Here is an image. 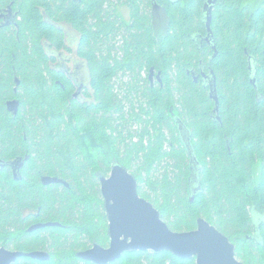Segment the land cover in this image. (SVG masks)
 Wrapping results in <instances>:
<instances>
[{"label": "trees", "instance_id": "1", "mask_svg": "<svg viewBox=\"0 0 264 264\" xmlns=\"http://www.w3.org/2000/svg\"><path fill=\"white\" fill-rule=\"evenodd\" d=\"M16 1L23 10L20 29L0 31V159L21 157L24 166L20 181L9 166L0 169V248L51 256L48 262L20 258L16 264H92L76 253L109 242L106 214L96 202L101 194L95 171L106 173L103 160L109 167L117 161L135 176L139 195L173 231H193L204 218L230 239L240 261L264 264V226L251 238L252 211L264 213V0H254L257 7L249 0L217 1L211 23L215 57L210 45L201 44L208 0ZM154 3L168 18L161 34L153 27ZM119 4L129 6L132 21H120ZM43 10L80 33L78 56L90 74L87 102L74 99L73 88L49 65L43 41L57 50L65 45ZM200 68L216 77L220 121L210 86L192 76ZM152 69L162 83L151 85ZM11 99L20 101L16 116L6 107ZM180 123L202 166V192L194 201ZM131 163L140 169L131 170ZM152 170L160 177L153 179ZM42 177L63 179L68 187L44 185ZM39 222L60 226L29 233ZM114 264L196 259L148 251L126 253Z\"/></svg>", "mask_w": 264, "mask_h": 264}, {"label": "water", "instance_id": "2", "mask_svg": "<svg viewBox=\"0 0 264 264\" xmlns=\"http://www.w3.org/2000/svg\"><path fill=\"white\" fill-rule=\"evenodd\" d=\"M217 1L208 0L204 7L207 27L205 40L210 43L215 52L213 57L217 56V51L211 23L213 7ZM250 62L252 66L251 59ZM204 75L209 80L206 85L210 86V97L216 102L214 113L218 114V119H220L216 77L212 71L208 75ZM153 76L154 69L151 70V79ZM158 78L160 79V74ZM252 83L255 85V77L252 78ZM19 108L20 102L18 100L9 101L7 104L8 111L14 116L18 114ZM179 129L191 155V201H194V197L199 191V162L193 155L189 132L182 123L179 124ZM11 165L14 168V179L22 180L20 170L24 166V160L22 158L17 159ZM5 166L0 159V169ZM98 177L108 221L110 244L108 248L95 244L89 250L79 251L76 256L80 260L93 264H113L126 253L149 251L155 254L168 252L179 259L195 258L196 264H244L237 259L236 247L230 239L204 218L197 220V228L193 231H173L162 219L160 211L151 202L139 195L138 182L135 176L119 162L113 163L109 176L98 174ZM42 183L44 185L63 183L68 186L67 182L53 177H43ZM59 226L60 224L56 222L39 223L31 226L28 232ZM20 258L48 262L51 256L44 251L22 252L12 251L5 247L0 248V264H16Z\"/></svg>", "mask_w": 264, "mask_h": 264}, {"label": "flooded vegetation", "instance_id": "3", "mask_svg": "<svg viewBox=\"0 0 264 264\" xmlns=\"http://www.w3.org/2000/svg\"><path fill=\"white\" fill-rule=\"evenodd\" d=\"M7 1L8 0H0V31H2V30H11V31H13L15 29L19 30L20 29V23L23 21V10L21 8L17 7V1L16 0H11L9 2H7ZM41 1H46V0H41ZM81 1L82 0H69V2H72V3L73 2L74 3H77V2L81 3ZM121 5L124 6L126 4H119L118 7H117V12H118V14L120 16V21L121 22H126V21H124V18H123L122 14H121V10H120V6ZM126 6L128 7V9L130 11L129 6L128 5H126ZM40 8L42 9L41 6H40ZM152 9H153L152 10V13H153V20L152 21H153L154 29L156 30V27H157L158 13H161V12H163L164 15H165V22L164 23L166 25L165 28L167 29V27H168V18H167V14H166L165 9L162 6L157 5L156 3L153 4V8ZM43 12H44V15H45V20L48 21L49 23H52V25H54V27L60 31V33L62 34L64 45H65L63 50H57L56 47H54L52 44L48 43L47 41H43V49H44L45 55L47 56V59L49 60V65H50V67L52 69L55 70V72H57V74H59L60 77H63V79H65V81H66V83L68 85H70L73 88V98L74 99L78 100L81 103L87 102L88 100H90L88 95H87V93L91 90V88H90V74H89V71L87 69V66H86L85 62L82 59H80L79 56H78V50H79L80 41H81L80 33L77 30H75L72 27V25L68 24L66 21H62V20L53 21V20H51L48 17V15L45 13L44 10H43ZM130 21H132L131 11H130V20H129V22ZM69 33H74L76 36L79 37L78 38L79 39L78 40V44H77V47H76V57L80 60L79 62L78 61H75V62L72 61V59L70 57V55L72 54V49L68 45ZM204 41L208 45H210V43L208 41H206L205 38L201 39V44H203ZM76 66H78V67L82 66L83 69L85 70L84 71L85 74H83L81 76L79 71L78 72L74 71V69L76 70ZM204 74H207V73H205L204 69H202V68H200V74H196V73L192 72V76H193L195 82H198L201 79L203 81L204 85H206V83L209 80L206 79V76ZM158 75L159 74L154 72L153 78L151 79V77H150V81H151V85L152 86L156 85L157 82L162 83L161 75H160L161 81L158 78ZM14 83H15L14 93L17 94L18 93L17 92V89H18L17 87H19V85H20V78L18 76H16V75L14 77ZM57 83H58V85H61V87L63 89L65 88V86L62 85L60 81H57ZM12 100H18L19 101V99L8 100L6 102V107H7L8 102L12 101ZM216 115H217V119H218V114H216ZM219 117H220V112H219ZM218 120L220 121V119H218ZM188 152H189V150H188ZM189 154H190V152H189ZM17 159H21V157H18ZM17 159H15V160H17ZM3 163L5 165L9 166L10 172L12 173V175L14 177V168L11 165L12 162H4L3 161ZM113 163H112V165H113ZM200 166L201 165L199 163V168H198V173L199 174L201 173V170H202V166L201 167ZM256 167H257V170H258V173H259L260 172V166L258 165ZM111 169H112V167H111ZM20 172H21V170H20ZM191 172H192V166H191ZM98 174H104L106 176H109V175L104 173V172H102V171H100V170H96L95 171V177L98 180L100 194H101V183H100ZM60 184L66 186L63 183H60ZM66 187H68V186H66ZM194 188H196V187H194ZM198 190H199V192H202V183L201 182L199 183ZM101 196H102V194H101ZM103 207H104V200H103ZM252 218H253L254 233H253L251 238H257L261 234L260 233V229L263 228V226H264V213H260L258 211H252ZM39 223H43V222H39ZM39 223H36V224H39ZM46 223H48V222H46ZM107 223H108V221H107ZM33 225H35V224H33ZM33 225H31V226H33ZM107 235H108V227H107ZM95 244H98V243H96V242L92 243L91 246L89 248L85 249V250H89V249L93 248ZM109 244H110V238H109V242H108V244L106 246H103L101 244H99V245L103 246L104 248H108ZM37 251H44V250H37ZM80 251H84V250H80ZM44 252L49 253L48 251H44Z\"/></svg>", "mask_w": 264, "mask_h": 264}, {"label": "rangeland", "instance_id": "4", "mask_svg": "<svg viewBox=\"0 0 264 264\" xmlns=\"http://www.w3.org/2000/svg\"><path fill=\"white\" fill-rule=\"evenodd\" d=\"M256 1H258V0H256ZM261 3V2H260ZM246 4H251L253 7H257V5L259 4V2H254V0H249ZM259 6V5H258ZM120 10H121V14H122V16H123V18H124V21H128L129 22V20H130V11H129V9H128V7L126 6V5H121L120 6ZM157 20H158V22H157V27H156V32L158 33V34H161V33H163V32H165V30H166V28H165V15H164V13L163 12H161V13H158V18H157ZM71 31V30H70ZM79 37L78 36H76L74 33H69V39H68V45L70 46V48L72 49V54L70 55V57H71V59H72V61H80L77 57H76V47H77V44H78V39ZM74 71H76V72H80V74H81V76L83 75V74H85V70L83 69V67L81 66V67H78V66H76V70L74 69ZM120 76H122L121 74H120ZM147 76V73L146 74H144V77H146ZM100 166L102 167V169H104L105 171H106V173L108 174V175H110V173H111V167H112V165L109 167V165L105 162V161H103V160H100ZM98 163V164H99ZM131 170H138V169H140V165L137 163V164H135V165H133L132 163H131ZM254 172H255V175H258V170H257V167H255V169H254ZM152 176H153V179H157V178H159L160 177V175H159V173H154V170H152ZM142 175H143V178L145 179V180H147V175H146V173H142ZM151 175V174H150ZM150 178V177H149ZM151 179V178H150ZM143 186L145 187L146 186V183H144L143 184ZM152 197H154L153 199H157L158 197L156 196H154V195H152ZM97 201H99V202H102V205H103V198H102V196L100 197V198H98L97 200H96V202ZM104 208V207H103ZM9 250H12V251H16V250H14V249H9Z\"/></svg>", "mask_w": 264, "mask_h": 264}]
</instances>
